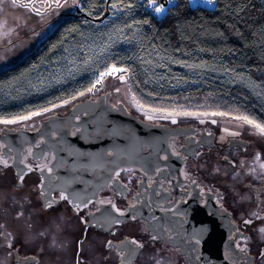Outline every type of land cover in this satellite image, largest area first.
<instances>
[{"label": "flooded vegetation", "instance_id": "flooded-vegetation-1", "mask_svg": "<svg viewBox=\"0 0 264 264\" xmlns=\"http://www.w3.org/2000/svg\"><path fill=\"white\" fill-rule=\"evenodd\" d=\"M77 2L16 0L34 29L69 14ZM12 43L0 52H12ZM100 99L172 128L168 152L141 164L108 166L103 177L98 172L87 182L65 175L51 140L72 122L45 123L64 119L78 102ZM220 119L142 114L99 82L36 117L0 120V264H217L214 258L264 264V134L247 122Z\"/></svg>", "mask_w": 264, "mask_h": 264}, {"label": "trees", "instance_id": "trees-1", "mask_svg": "<svg viewBox=\"0 0 264 264\" xmlns=\"http://www.w3.org/2000/svg\"><path fill=\"white\" fill-rule=\"evenodd\" d=\"M58 20L0 67V120L77 99L115 66L143 109L264 125V0H78Z\"/></svg>", "mask_w": 264, "mask_h": 264}, {"label": "water", "instance_id": "water-1", "mask_svg": "<svg viewBox=\"0 0 264 264\" xmlns=\"http://www.w3.org/2000/svg\"><path fill=\"white\" fill-rule=\"evenodd\" d=\"M77 115L81 116L80 120L74 122ZM68 119L72 124L51 141L62 161L61 165L68 168L65 175L86 182L98 172L103 177L108 166L141 164L160 157L168 152V139L173 132L165 125L132 116L123 103L113 108L103 99L78 102L67 117L57 119L54 116L45 124ZM72 126L77 127L75 135L69 131ZM214 260L217 264H229L223 258Z\"/></svg>", "mask_w": 264, "mask_h": 264}, {"label": "rangeland", "instance_id": "rangeland-1", "mask_svg": "<svg viewBox=\"0 0 264 264\" xmlns=\"http://www.w3.org/2000/svg\"><path fill=\"white\" fill-rule=\"evenodd\" d=\"M28 13L29 11L26 8L21 7L19 4L16 3L14 4L12 0H0V50L3 49V48L1 49L2 45L8 46L15 39H17L15 40L14 43L11 44L12 46H10V47H14V50H12V52H10L9 54H5L4 51L0 52V67L6 66L14 62L23 54L31 50V48H33L44 35H46L50 30H52V28L60 20V19L59 20L56 19L55 21L50 22V24L44 27L34 29L35 26L33 25L29 28V26L25 25V20L27 19L26 17H28ZM23 19L25 20L23 21ZM31 30H32V35L29 32ZM121 77L123 78L121 79ZM101 82L106 83V86L113 89L114 98L116 100H121L127 105H130L131 108L134 109L135 111H139L142 114L148 113V115L152 113H158L160 115H165V116L170 115V113L167 112L151 111V110L143 109L140 106H138L136 101L132 99L129 93L128 79L126 75H123V73L116 72L113 73L112 75L103 76ZM209 115L217 119H220L221 117L222 119L220 120H223L224 117H229L225 115H213V114H209ZM28 116L36 117L37 115L29 114ZM230 118L235 119L233 120L235 122H237V120L243 121V123L245 122L244 120L236 119L234 117H230ZM251 127L254 128L255 126L252 125ZM255 129L257 128L255 127ZM259 163L260 166L262 167L261 160H259ZM18 232H20L22 235H24L25 233L23 229L21 231L18 230Z\"/></svg>", "mask_w": 264, "mask_h": 264}, {"label": "snow or ice", "instance_id": "snow-or-ice-1", "mask_svg": "<svg viewBox=\"0 0 264 264\" xmlns=\"http://www.w3.org/2000/svg\"><path fill=\"white\" fill-rule=\"evenodd\" d=\"M12 2L15 4L16 3V0H12ZM153 2H155V0H153ZM155 10L157 12L164 11L163 6L157 7ZM121 71H125V70L124 69H117L115 66H113L109 72H106V73H103L102 74L101 79L103 78V76L112 75L113 73L121 72ZM122 78L123 77H121V79ZM97 83H99V81H97ZM93 87H95V85H93ZM91 90L92 89H89V91H91ZM45 111H47V109H45ZM39 114L40 113H32V115H39ZM187 114L188 113H186V115ZM213 115H225V114L224 113H213ZM27 119H30V116H22V117H19L18 118V120H27ZM236 119H241V120H244L245 122H247L248 124L254 125L257 129H259V131H260L261 134H264V125L257 124L255 121L250 120L246 116H244V117H237ZM18 120H16V119H13V120H4L2 122L5 123V124H11V123H17ZM213 123H215V121H213ZM3 163L5 165H7V161H3ZM262 167H264V165H262ZM23 179H24L23 175H20L19 176V181H20L21 184L23 182ZM41 187H42V185H41ZM60 199L67 200L68 197L67 196H64V195H61L60 196ZM46 206L47 207H51L52 205L50 203H48ZM116 211L119 212L120 215H124V213L123 212H120L119 209H116ZM22 215H23V212L18 213L17 218H19V216H22ZM131 219H135V217L133 216V217H131ZM115 223L119 224V223H121V221L117 220V221H115ZM247 223H251V221H247ZM29 227H30V225H29ZM0 229H3V224H0ZM260 231L261 232H264V228H261ZM0 235H3V233L0 232ZM9 235H11V234L9 233ZM131 243L137 245L138 247H143V245H140L137 241H132ZM108 245H109V247H111V241L108 242ZM157 264H159V262H157Z\"/></svg>", "mask_w": 264, "mask_h": 264}]
</instances>
